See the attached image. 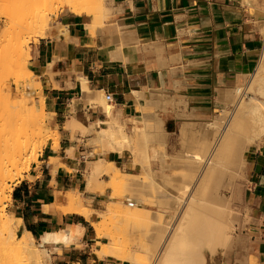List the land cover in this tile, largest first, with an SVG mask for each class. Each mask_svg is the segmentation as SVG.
<instances>
[{
    "label": "crops",
    "instance_id": "crops-1",
    "mask_svg": "<svg viewBox=\"0 0 264 264\" xmlns=\"http://www.w3.org/2000/svg\"><path fill=\"white\" fill-rule=\"evenodd\" d=\"M108 7L109 16L99 22L83 8L63 7L70 12H61L32 45L29 64L41 82L48 124L58 132V140L56 144L48 139L37 160L14 183L9 211L21 221L18 230L37 240L71 225L84 228L78 244L44 243L50 252L46 264H125L112 255L99 256L107 240L99 239L92 225L113 194L110 187L100 186L115 174L103 173L89 183V171L101 159L128 174L136 165L128 158V148L105 153L101 145L102 153L87 147L80 126L70 123L76 119L81 127L91 125L97 131L99 123L109 119L97 99L101 91L113 94L112 116L130 128L142 113L146 94L160 88L175 100L164 111L165 127L170 120L177 124L181 145L182 122L205 121L217 114L218 89L245 81L264 48V11L255 0H108ZM94 99L102 109L91 105ZM255 146L245 191L250 241L237 257L249 254L252 264H264V141ZM72 190L81 193L89 218L64 209ZM236 255L221 258L219 264H242Z\"/></svg>",
    "mask_w": 264,
    "mask_h": 264
},
{
    "label": "bare ground",
    "instance_id": "bare-ground-1",
    "mask_svg": "<svg viewBox=\"0 0 264 264\" xmlns=\"http://www.w3.org/2000/svg\"><path fill=\"white\" fill-rule=\"evenodd\" d=\"M0 1V16L6 23L0 30V37L6 35L10 28L8 6L25 10L32 18L36 17L42 7H48L54 2H59L61 6H66L67 3L83 5L90 15L103 19L109 16L110 11L108 0ZM44 15L39 14L37 18L42 36H45L48 30ZM29 25L31 27V23ZM13 51L15 56L7 60L4 49L0 48V198L7 188L6 178L14 179L8 166L16 167L26 156L27 160L33 163L43 151L48 139H55L56 144L58 140V132L47 123L48 113L42 85L27 64L23 46L17 45ZM83 82V89L90 95L92 91L85 79ZM37 90L38 95L35 94ZM218 91L216 101L220 104V111L217 114L205 121L182 122L179 130L182 148L171 161L176 171L179 170L175 176L164 172L171 163L169 166L164 163L169 133L165 127L164 111L166 106L175 100L160 88L150 90L149 94H146L145 105L141 107V115L135 117L132 127L127 128L112 116L113 103L103 98V92H100L101 95L97 99L105 105V111L110 117L103 123L98 122L99 129L95 131V140L106 146L104 152H122L124 148L132 150L131 163L141 169L140 173L136 174L143 176L135 178L136 174L132 173L131 177L120 183L123 189L121 191L126 190L123 195L134 199L132 205H137L140 199L148 197L149 202H153L157 207L155 212L149 213L150 215L149 211H146V217L144 214L140 215L143 210L137 207L136 210H139L134 214L126 212L128 217L136 215L132 218L137 219L133 220L134 223L141 221L139 218L142 217L144 222L148 219L145 224L147 227L148 223L150 225L148 229L141 228L142 234L138 228L140 229V224L143 227L144 222L136 223H139L136 231L141 236H138V232H131L136 226L133 222L134 226L129 224L132 228L125 227L132 219L129 221L130 218H125L127 215L123 212L121 213L125 215L123 218L127 219V222L125 221L124 225L121 221L118 227L122 217L119 213L122 209L121 205H118L120 201L116 208L109 206L99 212L101 219L92 223L99 239L107 235L101 225L102 216L107 213L110 215L109 212H112L114 217L117 212L120 214L117 215V227L119 233L125 237L121 240L118 231V234L109 233L108 241L101 245L99 256L112 255L125 264H210V259L217 256L225 259L236 252L237 257L240 249L250 241L249 224L246 223V220H250L246 219L250 210L245 213L249 165L246 155L252 147L260 145L258 142L264 137V48L254 72L250 73L245 81L230 89L219 88ZM75 120L70 123L81 127ZM70 123L68 124L71 125ZM101 124L108 127H102ZM73 126L71 125V129L75 128ZM129 132L132 138L129 137ZM153 158L160 162L159 173L152 166ZM121 172V168L101 159L91 173L89 171V183L100 173L119 175ZM68 196L70 205L64 209L79 212L89 218L91 211L84 206L81 193L72 190ZM114 209L119 210L116 212ZM83 229L81 225H71L69 228L47 232L37 244L36 237L30 232L24 230L20 237L10 220L0 213V264H44L49 251L43 247L44 243L54 247L58 243L78 244ZM124 240L135 242L136 247H128L130 243L127 246ZM140 251L145 254L144 257L139 256ZM237 261L252 264L249 254H242L237 257Z\"/></svg>",
    "mask_w": 264,
    "mask_h": 264
},
{
    "label": "rangeland",
    "instance_id": "rangeland-1",
    "mask_svg": "<svg viewBox=\"0 0 264 264\" xmlns=\"http://www.w3.org/2000/svg\"><path fill=\"white\" fill-rule=\"evenodd\" d=\"M0 2H2V1H0ZM255 2L257 3V4H259L260 5V7L262 8V10L264 11V0H255ZM48 6V5H47ZM50 6V7H49ZM49 6L48 7H42L41 8V10L38 12V14L36 15V17H34V18H32V17H29V13H27V11H25V10H18V9H16V7L15 6H8V8H7V10H8V12H9V14H10V17H11V20H10V28H9V31H7L5 34L6 35H4V36H1L0 37V48L1 49H4V51H5V54L7 55V60H9V58H13V56H15V53H14V51H13V49H14V47L15 46H17V45H22L23 46V48H24V52H25V58H26V60H27V64H28V66L30 67V64H29V62H30V60H31V58H32V45L33 44H36L38 41H39V39L41 38V36H42V34H41V32H40V30H39V28H38V22H37V18H38V15L39 14H41L42 16L44 15V18L46 19V24L48 25H50V28H51V26L54 24V23H56L57 21H58V16H59V14L61 13V12H70V11H68V10H66L65 8H63V7H67L68 6V8H70V9H73V10H75V9H79V8H83L82 10H84V11H86L85 9V7L83 6V5H81V6H79V4H78V6L77 5H74V4H69V3H67L66 4V6H61V4L59 3V2H54V3H52V4H49ZM61 6V7H60ZM59 9V10H58ZM43 10H45L44 12H43ZM47 10V11H46ZM31 16V15H30ZM94 17V16H93ZM97 17V16H96ZM94 17L95 19H97L96 21H98V19L99 20H105V19H103V18H101V17ZM111 17V16H110ZM99 22V21H98ZM29 23H31V27H30V25H29ZM5 21H4V19H2L1 18V16H0V30L3 28V27H5ZM28 25H29V27H28ZM6 58V57H5ZM6 60V59H5ZM30 69H31V67H30ZM32 70V69H31ZM33 71V70H32ZM34 72V71H33ZM37 76V75H36ZM38 77V76H37ZM35 94L36 95H38L39 94V90H37V91H35ZM103 98H105V95H104V92H103ZM106 99V98H105ZM100 101V100H99ZM97 99H94V100H91L90 101V103H91V105L92 106H100L101 107V104H103L101 101V104H100V102H99ZM104 105V104H103ZM105 106V105H104ZM45 108H46V104H45ZM101 109H102V107H101ZM47 123H48V120H47ZM49 125V124H48ZM103 126H106V125H103ZM108 127V126H107ZM176 127H177V124L175 123V122H173V121H168L167 122V124H166V128H167V130H168V136L170 137V139H169V143H167V145H166V147H165V152L167 153V155H169V156H167L166 155V159H165V161H164V163L166 164V165H168L169 166V163L173 160V157L174 156H176L181 150V146L182 145H180L179 144V140H178V137H177V129H176ZM128 128V127H127ZM198 128V127H197ZM78 130H80L81 131V133H82V135L85 137V138H87V140H86V146L87 147H90V148H92V149H95V150H100L102 153H104L103 152V148L105 149L106 148V146H104L103 145V143L102 142H100V143H98V140H96L95 141V135H96V133L97 132H95L96 131V129H97V127H95V126H92V127H89V128H84V127H80V128H77ZM86 131V132H85ZM128 134H130V132L128 133ZM178 135H179V133H178ZM131 136V134L129 135V137ZM180 137V136H179ZM131 138H132V136H131ZM130 138V139H131ZM132 140V139H131ZM264 141V137L258 142V143H262ZM180 143H181V140H180ZM101 145L103 146V148L101 147ZM46 146V144L44 145V147ZM255 147L256 146H254V147H252L249 151H248V153H247V155H246V157L250 160L251 158H252V156L254 155V150H255ZM129 150H128V158L130 159V161H131V157H132V155H133V153H132V150L130 149V148H128ZM106 153V152H105ZM249 155H251V156H249ZM167 160V161H166ZM31 164L32 163H30L28 160H27V156L26 157H24V159L21 161V162H19L18 163V165L16 166V167H12L11 165H9L8 166V168L9 169H11V171H10V173L12 174V175H14V179L13 180H11L9 177L8 178H6V180H5V183H6V186H7V188H6V191L4 192V194L1 196V202H0V213H2V214H4L5 215V217L6 218H8L9 220H10V222L12 223V226H13V228H14V230L17 232V234L21 237L22 235H23V233H21L19 230H18V225L21 223V221H20V219H18V218H16L15 217V215L14 214H11L10 213V211H9V205H10V203H11V198H12V196H11V194H12V189H13V185H14V183H16L19 179H21V178H23V176H24V174H25V172H27L29 169H30V167H31ZM171 164H173V162H171L170 163V168L168 169V168H166L165 170H164V172L165 173H167V174H171L172 176H175V174H177V173H179L178 171V169H177V171H176V168H174ZM152 166L158 171V173H159V170H160V162H159V160L157 159V158H153L152 159ZM175 170H174V169ZM140 171H141V169L140 168H138V167H136V166H133L132 165V168L129 170V171H127V172H129L130 174H128V173H126V172H121L119 175H115L114 177H112V179H111V181L110 182H108V183H106L105 184V187L106 186H108V187H110V189H111V196H110V202H108L105 206H104V210L105 209H107L109 206H113L114 208H116L115 206H117V204L119 203L118 201H120V203L118 204L119 206H120V208L122 207V209H121V211L119 210V213L120 214H122L121 216L122 217H120V221L117 219V217H119V216H117V215H120L117 211H116V209H114L117 213L115 214V217L113 216V214H112V212H109V214L111 215H103L102 216V225H101V228L104 230V232L105 233H107V235H109V233H111V232H116V234H118L119 233V224L121 223V221L122 222H124V225H125V223L127 222L126 220L127 219H129V221L135 216L136 217V215H133V217H128V215L126 214V212H129V213H132V214H134L136 211L138 212V210L139 209H141V210H143V211H140V215L142 214H147L146 213V211L148 212V215H150L149 213H151V212H155V210H156V205L152 202H149L150 200V198H148V201H147V198L145 197V198H143V200H137L138 202V204L137 205H132L131 204V202H133L134 201V199H131L129 196H124L125 194V191H121V187H122V184H120L121 182H123L122 180H126V179H128L129 177H131L132 176V173L133 174H139L140 173ZM181 172H183L182 170H181ZM180 172V173H181ZM135 175V178H140V177H142L143 175L141 174V175ZM169 174V175H170ZM102 176H104V174L103 173H100L97 177L98 178H100V177H102ZM108 176V175H107ZM110 178V177H109ZM247 183H249V176H248V182ZM112 185L114 186H116V187H112ZM120 185H121V187H120ZM120 187V190H118L119 188L118 187ZM104 186H100V189H104L105 188ZM125 187V186H124ZM171 188V187H170ZM170 188H169V190H170ZM123 190V189H122ZM172 190V189H171ZM117 191H118V193H117ZM120 191L122 192V194L120 193ZM121 194V195H120ZM124 194V195H123ZM128 194V193H127ZM126 194V195H127ZM146 201H145V200ZM152 200V199H151ZM142 201H145V202H142ZM111 202H114V204L113 203H111ZM117 202V203H116ZM111 203V204H110ZM110 204V205H109ZM136 207L137 208H139L138 210H136ZM124 209V210H123ZM123 210V211H122ZM114 211V212H115ZM121 212H123L124 214H126L127 216L125 217V218H127L126 220H124L125 218H123L125 215L123 214V213H121ZM124 215V216H123ZM137 215H139V213L137 214ZM139 215V216H140ZM130 216V215H129ZM138 216V217H139ZM137 217V218H138ZM144 217H146V215L144 216ZM149 217V216H148ZM147 217V218H148ZM99 219H101V217H100V215L98 214V220ZM122 219V220H121ZM139 219H141V221L140 220H138L139 222H144V219H143V217L142 218H139ZM143 219V220H142ZM134 219H132L131 220V223L133 222L134 223V221L135 220H137L136 218H135V220L133 221ZM147 221H148V219H146ZM146 220H145V222L143 223V224H145L146 223ZM119 221V223H118V227H117V222ZM126 221V222H125ZM137 221V222H138ZM137 222H135L134 224L136 225V226H134L133 225V223L131 224V223H129V222H127L126 223V225H125V227L126 226H129V224L130 225H132V226H134V228H135V230H132L131 232H138V231H140V233L142 232L143 233V231H141V228L144 230V229H148V227H149V223H148V227H147V224H145L143 227H141V224H140V229L137 227L138 225H139V223H138V225L136 224ZM149 222H150V219H149ZM128 224V225H127ZM142 224V225H143ZM122 225H123V223H122ZM121 225V226H122ZM132 226L130 227H127V228H132ZM122 227H124V226H122ZM147 227V228H146ZM133 228V229H134ZM137 228H138V231H136L137 230ZM131 230V229H130ZM117 231H118V233H117ZM134 232V234H136ZM141 233V234H142ZM134 234H132V235H134ZM138 234V236H141L140 234H139V232L137 233ZM104 236L105 238H106V240L108 241V236ZM119 236L121 237V240L123 239V238H125V237H123L124 236V234H120L119 233ZM137 235H135V237H136ZM137 236V237H138ZM132 237H134V236H132ZM127 238V237H126ZM129 239V241H130V237L128 238ZM133 239V238H132ZM133 240H135V239H133ZM124 242H126V245L127 244H129L130 243V245L128 246V247H130V248H135L136 247V244H134L133 243V241L132 242H127V241H125L124 240ZM37 244H38V240H37ZM125 244V243H124ZM134 244V245H133ZM40 247V246H39ZM48 253H49V255H50V252L48 251ZM47 253V254H48ZM46 254V256H45V263L44 264H46V260H47V258H48V256L49 255H47ZM138 254H139V252H138ZM144 255L145 256V254L143 253V252H141L140 251V254H139V256L140 257H142V256ZM143 256V257H144ZM215 260V261H214ZM220 261H221V256H217V257H215V258H213V259H210V264H219L220 263ZM214 262V263H213Z\"/></svg>",
    "mask_w": 264,
    "mask_h": 264
},
{
    "label": "built area",
    "instance_id": "built-area-1",
    "mask_svg": "<svg viewBox=\"0 0 264 264\" xmlns=\"http://www.w3.org/2000/svg\"><path fill=\"white\" fill-rule=\"evenodd\" d=\"M105 98L107 101L109 102H113L114 101V97L113 94L109 91L104 92Z\"/></svg>",
    "mask_w": 264,
    "mask_h": 264
}]
</instances>
